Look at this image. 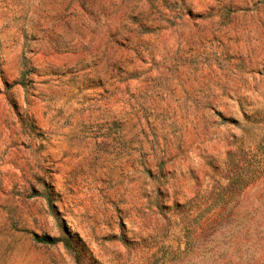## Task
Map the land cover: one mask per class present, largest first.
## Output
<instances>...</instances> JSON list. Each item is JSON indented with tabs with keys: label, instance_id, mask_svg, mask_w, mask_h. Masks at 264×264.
Returning a JSON list of instances; mask_svg holds the SVG:
<instances>
[{
	"label": "rangeland",
	"instance_id": "1",
	"mask_svg": "<svg viewBox=\"0 0 264 264\" xmlns=\"http://www.w3.org/2000/svg\"><path fill=\"white\" fill-rule=\"evenodd\" d=\"M0 264H264V0H0Z\"/></svg>",
	"mask_w": 264,
	"mask_h": 264
},
{
	"label": "trees",
	"instance_id": "2",
	"mask_svg": "<svg viewBox=\"0 0 264 264\" xmlns=\"http://www.w3.org/2000/svg\"><path fill=\"white\" fill-rule=\"evenodd\" d=\"M41 243H46V244H53L54 242H52V240H50V239H40L39 240Z\"/></svg>",
	"mask_w": 264,
	"mask_h": 264
}]
</instances>
